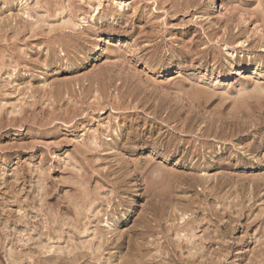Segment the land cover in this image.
<instances>
[{
    "label": "rangeland",
    "instance_id": "obj_1",
    "mask_svg": "<svg viewBox=\"0 0 264 264\" xmlns=\"http://www.w3.org/2000/svg\"><path fill=\"white\" fill-rule=\"evenodd\" d=\"M0 0V264H264V0Z\"/></svg>",
    "mask_w": 264,
    "mask_h": 264
},
{
    "label": "bare ground",
    "instance_id": "obj_2",
    "mask_svg": "<svg viewBox=\"0 0 264 264\" xmlns=\"http://www.w3.org/2000/svg\"><path fill=\"white\" fill-rule=\"evenodd\" d=\"M211 6H214L215 7V9H217V12H220L221 10H219V7H218V5L215 3V0H212V2H211V4H210Z\"/></svg>",
    "mask_w": 264,
    "mask_h": 264
}]
</instances>
